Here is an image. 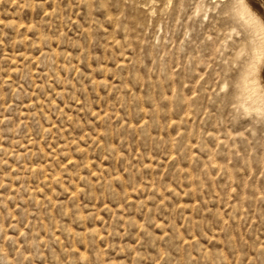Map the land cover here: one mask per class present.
Here are the masks:
<instances>
[{"label": "rangeland", "instance_id": "374dc122", "mask_svg": "<svg viewBox=\"0 0 264 264\" xmlns=\"http://www.w3.org/2000/svg\"><path fill=\"white\" fill-rule=\"evenodd\" d=\"M242 1L0 0V264H264Z\"/></svg>", "mask_w": 264, "mask_h": 264}, {"label": "bare ground", "instance_id": "6f19581e", "mask_svg": "<svg viewBox=\"0 0 264 264\" xmlns=\"http://www.w3.org/2000/svg\"><path fill=\"white\" fill-rule=\"evenodd\" d=\"M242 1V0H241ZM240 3V2H239ZM239 3H238V5H239ZM264 4V0H243L242 2H241V6L239 5V9L242 7V9L243 10H245V9H248L249 11L251 10V11H253V13L255 12L256 14H257V16H260V14H259V12L257 11V8H255V6H254V4L256 5V6H258L259 4ZM262 8V7H261ZM262 12V11H261ZM260 12V13H261ZM254 13V15H255V17H257L256 16V14ZM263 13V12H262ZM241 13H239V16H241L240 15ZM249 14V13H248ZM260 18V17H259ZM263 40V42H262V44H261V46H260V49H259V54H258V56H256V53H255V59H254V61L252 62L251 60H250V62L249 63H253L252 64V67H251V69L249 70V72L247 73V75H246V77H245V80L243 81V79H242V82H244V84H245V86L246 87H250V88H252L254 91H258V93L260 92V93H262L263 94V96H264V39H262ZM260 45V44H259ZM255 48H256V46H255ZM258 49V48H257ZM256 49V50H257ZM254 56V55H253ZM253 58V57H252ZM253 60V59H252ZM251 65V64H250ZM248 69H249V67H248ZM247 72V71H246ZM243 77V78H244ZM243 86V85H242ZM244 86V87H245ZM243 87V88H244ZM248 89V88H247ZM246 88L244 89V91L245 90H247ZM252 93V92H251ZM256 94H257V92H256ZM248 96H250V95H248ZM256 96H258V95H256ZM255 96V97H256ZM260 96V95H259ZM252 97V96H251ZM253 98V97H252ZM258 98V97H257ZM261 99H262V97H261ZM263 101V100H262ZM260 103V102H259ZM263 104V103H262Z\"/></svg>", "mask_w": 264, "mask_h": 264}]
</instances>
